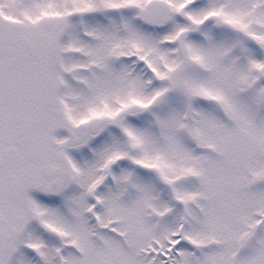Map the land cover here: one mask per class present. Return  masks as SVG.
I'll return each instance as SVG.
<instances>
[{"label": "snow or ice", "instance_id": "obj_1", "mask_svg": "<svg viewBox=\"0 0 264 264\" xmlns=\"http://www.w3.org/2000/svg\"><path fill=\"white\" fill-rule=\"evenodd\" d=\"M0 264H264V0H0Z\"/></svg>", "mask_w": 264, "mask_h": 264}]
</instances>
